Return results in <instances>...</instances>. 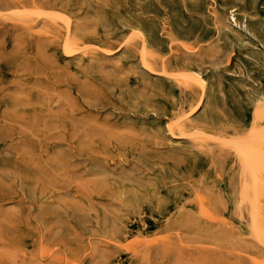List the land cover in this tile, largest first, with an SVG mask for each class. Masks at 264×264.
I'll list each match as a JSON object with an SVG mask.
<instances>
[{
    "label": "rangeland",
    "instance_id": "rangeland-1",
    "mask_svg": "<svg viewBox=\"0 0 264 264\" xmlns=\"http://www.w3.org/2000/svg\"><path fill=\"white\" fill-rule=\"evenodd\" d=\"M0 264H264V0H0Z\"/></svg>",
    "mask_w": 264,
    "mask_h": 264
},
{
    "label": "bare ground",
    "instance_id": "bare-ground-1",
    "mask_svg": "<svg viewBox=\"0 0 264 264\" xmlns=\"http://www.w3.org/2000/svg\"><path fill=\"white\" fill-rule=\"evenodd\" d=\"M239 11V10H238ZM15 14V13H14ZM221 15V14H220ZM231 19H232V17H231ZM233 21H234V19H233ZM67 24H68V22H67ZM244 27V26H243ZM240 28V27H239ZM161 36V35H160ZM144 44V43H143ZM69 46V45H68ZM262 46V45H261ZM263 47V46H262ZM71 49V48H70ZM75 53V52H74ZM108 53V52H107ZM143 55V54H142ZM144 60V59H143ZM143 63V62H142ZM164 63H165V61H164ZM145 66V65H144ZM147 66V65H146ZM164 69V68H163ZM166 73V72H165ZM178 74V73H177ZM180 74V73H179ZM182 74V73H181ZM185 74V73H184ZM186 75V74H185ZM192 75L193 74H191V77H192ZM179 78H180V76H178ZM190 77V78H191ZM174 78H176V77H174ZM174 80V79H173ZM201 82V81H200ZM203 86L204 87H206L205 85H204V83H203ZM205 90V89H204ZM206 92V91H205ZM204 92V93H205ZM206 98V97H205ZM201 101V100H200ZM261 102V101H260ZM259 103V102H258ZM257 103V104H258ZM260 104V103H259ZM258 104V105H259ZM197 106V105H196ZM198 110V109H197ZM191 113V112H190ZM189 114V113H188ZM187 116V115H186ZM179 120V119H178ZM184 120V119H183ZM181 123V122H180ZM175 124H176V122H175ZM194 134V133H193ZM201 134V133H200ZM204 134V133H203ZM262 136V135H261ZM176 138V137H175ZM209 138V137H208ZM246 138V137H245ZM235 139V138H234ZM237 140V139H236ZM238 142V141H237ZM242 142V141H241ZM242 148H244V147H242ZM257 152V151H256ZM253 153V152H252ZM259 153V152H258ZM257 154V153H256ZM245 155V163H247V165H249V166H253L254 165V163H255V159H256V156H252V154H247V152L245 151V154H243V156ZM255 155V154H254ZM259 157H261V156H259ZM258 158V157H257ZM262 158V157H261ZM259 159V158H258ZM262 160H263V158H262ZM244 167H245V165H244ZM247 168V167H246ZM251 169H252V167H251ZM255 170V169H254ZM253 178V177H252ZM256 178V177H255ZM245 185H246V183H244ZM248 186V185H247ZM254 188H256V187H254ZM255 191V190H254ZM257 198H258V196H257ZM246 200V199H245ZM254 200H255V198H254ZM258 200V199H257ZM243 202H244V200H243ZM242 202V203H243ZM250 203V202H249ZM251 204V203H250ZM253 204V203H252ZM256 204V203H255ZM251 206V205H250ZM254 210V209H253ZM252 210V211H253ZM256 212V211H255Z\"/></svg>",
    "mask_w": 264,
    "mask_h": 264
}]
</instances>
